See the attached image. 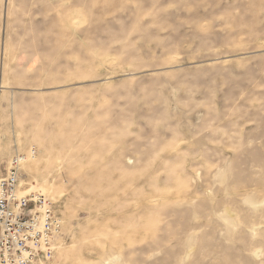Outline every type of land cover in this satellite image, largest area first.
<instances>
[{
	"label": "rangeland",
	"instance_id": "rangeland-1",
	"mask_svg": "<svg viewBox=\"0 0 264 264\" xmlns=\"http://www.w3.org/2000/svg\"><path fill=\"white\" fill-rule=\"evenodd\" d=\"M16 155L35 264H264V0H0Z\"/></svg>",
	"mask_w": 264,
	"mask_h": 264
},
{
	"label": "built area",
	"instance_id": "built-area-1",
	"mask_svg": "<svg viewBox=\"0 0 264 264\" xmlns=\"http://www.w3.org/2000/svg\"><path fill=\"white\" fill-rule=\"evenodd\" d=\"M24 159L26 156H14L0 176V264H35L50 259L59 234L60 220L52 204L41 194L19 192Z\"/></svg>",
	"mask_w": 264,
	"mask_h": 264
},
{
	"label": "bare ground",
	"instance_id": "bare-ground-1",
	"mask_svg": "<svg viewBox=\"0 0 264 264\" xmlns=\"http://www.w3.org/2000/svg\"><path fill=\"white\" fill-rule=\"evenodd\" d=\"M24 160H25V159H24ZM5 172H6V171H5ZM5 172H4V173H5ZM67 181H68V178L65 177V176L60 178V183H61V184L65 183V182H67ZM19 183H20V180H19ZM19 192H20V194H23L22 191H19ZM23 195H24V194H23ZM25 195H28V194H25ZM59 220H60V219H59ZM59 222L61 223V220H60ZM42 261H43V260H42Z\"/></svg>",
	"mask_w": 264,
	"mask_h": 264
}]
</instances>
